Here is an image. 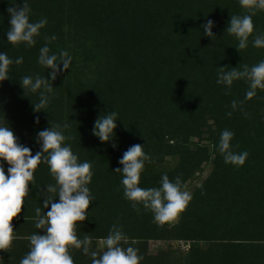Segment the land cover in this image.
<instances>
[{"label":"trees","instance_id":"trees-1","mask_svg":"<svg viewBox=\"0 0 264 264\" xmlns=\"http://www.w3.org/2000/svg\"><path fill=\"white\" fill-rule=\"evenodd\" d=\"M14 3L21 0H0V53L13 61L23 57V63L10 65L9 79L0 82V125L10 126L33 155L36 135L50 121L69 125L64 134L75 139L65 144L79 162L93 164L88 187L95 200L88 218L77 223L78 237L90 235L93 250H102L116 224L129 238L124 246L143 256L141 264H264V90L233 111L231 101L244 100L248 84L234 81L225 95L216 82L218 67L242 70L264 60V48L252 44L264 34V12L253 17V35L239 53L238 41L225 33L230 16L243 14L239 0H28L30 22L47 19L29 48L7 42V8ZM208 19L214 22L212 39L201 27ZM53 35L50 52L66 51L72 63L52 82L46 112L34 113L39 94L25 97L20 77L51 79L38 56L44 37ZM113 110L115 137L101 143L92 134L94 121ZM225 129L234 133L232 151L249 153L240 168L225 164L216 150ZM134 144L152 158L140 187H159L166 173L173 181L179 175L192 194L171 224L158 227L151 212L141 207L138 214L123 196L122 175L113 169L122 168L118 161ZM2 163L7 174L9 165ZM53 182L48 166L39 164L0 264H19L29 251L28 237L41 231L34 209L47 211L39 191ZM71 255L74 264H91L82 251Z\"/></svg>","mask_w":264,"mask_h":264},{"label":"clouds","instance_id":"clouds-1","mask_svg":"<svg viewBox=\"0 0 264 264\" xmlns=\"http://www.w3.org/2000/svg\"><path fill=\"white\" fill-rule=\"evenodd\" d=\"M239 5L243 14L230 16L225 33L235 37L238 41L236 50L240 53L248 47L249 38L253 35V17L258 12H264V0H239ZM7 12L10 16L7 42L14 47L21 44L29 48L34 46L47 19L30 22L31 8L28 0L10 4ZM201 27L205 36L211 39L215 37L212 32L214 22L211 19ZM56 39L55 35L45 36L46 43L39 49L38 56V64L51 70L48 72L51 79L40 75L35 78L20 77L19 83L25 97L29 92L39 94V102L32 103L34 113H39L48 106L51 95H54L52 82L61 72L67 71L72 63V57L66 51L61 50L59 54L50 52L48 45ZM252 44L256 48H264V34H257ZM13 63H23V57L13 61L6 52L0 53V82L9 79V66ZM226 68L218 67L216 81L225 86V95L230 94L234 81L243 80L248 84L244 100L231 101V107L235 111L245 101L255 97L258 89L264 90V60L251 67L245 64L242 70L232 67L225 71ZM226 115L231 117L232 112ZM244 115L247 118L249 114L245 112ZM117 117V112L113 110L99 115L94 121L92 134L101 143H111L114 139ZM35 122L39 123L38 116ZM68 127V124L50 121L49 128L37 133L35 140L39 150L33 155L29 147L19 143L10 126L0 125V251L9 252L15 239L12 222L22 211L25 197L30 192L29 184L34 182V172L39 164L44 163L54 181L39 191V195L43 197V208L47 211L42 213L40 207L34 209L35 228L41 231L28 237L29 251L19 264H74L71 252L76 250L88 256L91 264H141L143 256L138 255L137 248L124 246L129 238L116 224L112 225L103 239L102 250H93V238L90 235L85 234L82 239L78 237L77 223L88 218L87 210L95 200L88 187L93 177V164L89 161L79 162L78 155L73 153L70 145L65 144L66 140L75 139L71 135L65 136L64 129ZM233 136L232 131L223 130L216 150L225 164L240 168L245 164L249 153L232 151ZM112 147L115 148L116 144L113 143ZM143 149L144 146L140 144L130 146L118 161L122 168H115L113 172L122 175L123 196L130 202L133 210L139 214L142 207L145 212H151L153 222L158 227H163L174 222L186 210L193 197L185 189L179 175L173 181L165 173L160 179L159 187H140L145 162H151L152 159ZM2 162L9 165L7 174Z\"/></svg>","mask_w":264,"mask_h":264}]
</instances>
